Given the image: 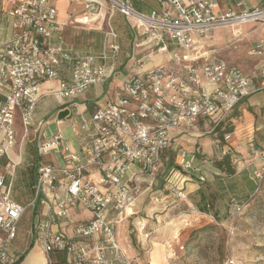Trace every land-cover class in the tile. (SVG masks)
<instances>
[{
	"label": "built area",
	"instance_id": "2783aa9c",
	"mask_svg": "<svg viewBox=\"0 0 264 264\" xmlns=\"http://www.w3.org/2000/svg\"><path fill=\"white\" fill-rule=\"evenodd\" d=\"M157 1L160 10L143 13L133 7L131 0H69L71 8L63 20L58 19L55 0H14L6 11L9 32L0 39V264L18 262L10 247L25 210L11 198L6 184L14 165L8 153L17 141L16 120L24 135L36 132L41 158L58 151L63 160L62 165L53 159L40 161L28 203L49 208L48 219L33 227L47 264H56L52 254L57 252L64 253L72 264H131L116 232L119 224L134 215L137 234L147 239L150 236L147 220L130 210L140 192V179L159 171L165 152L177 139L222 127L237 104L259 89L255 78H261L264 87V35L252 49L261 63L254 75L211 53L208 42L215 30L229 29L240 38L243 25L264 26V0L239 11H222L219 0ZM233 1L242 5L246 0ZM76 5L81 6L80 10ZM114 12L121 13L136 30V48L148 46L149 56L167 54L168 63L124 80L112 98L94 104L86 117L77 109V98L91 85L106 82L113 68L105 60L116 55L119 45L110 42L100 53L73 55L59 31L88 22L99 25ZM64 62L70 66L68 77L60 74ZM53 79L57 80L53 96L59 110L69 109L65 118L73 125L79 144L77 153L63 145L59 128L47 137L44 130L48 121L42 125L45 120L37 121L35 117L41 86ZM200 124L209 129L201 130ZM221 135L224 149H235L234 131H223ZM261 162V170L254 173L257 178L264 173V149ZM206 163L205 158L199 161L194 148L176 149L174 165L165 177L170 191L179 195L193 172L205 181ZM231 206L238 214L244 203L231 198ZM78 208L91 216L71 220L69 211ZM57 220L72 224V234L51 229ZM179 248L183 249V244Z\"/></svg>",
	"mask_w": 264,
	"mask_h": 264
},
{
	"label": "rangeland",
	"instance_id": "374dc122",
	"mask_svg": "<svg viewBox=\"0 0 264 264\" xmlns=\"http://www.w3.org/2000/svg\"><path fill=\"white\" fill-rule=\"evenodd\" d=\"M71 26L74 25L67 27ZM241 28L247 30L250 26L244 25ZM79 32L76 35L73 32L66 33L68 42L87 44L89 42L87 31L79 30ZM252 34L255 35V32ZM96 37L97 40L102 38L99 33ZM250 38L244 33L241 38H236L231 30L220 29L210 34L208 42L211 45V53L221 55L249 71L255 63L253 56L248 55L252 43V40L249 41ZM238 115V111L233 114L234 117ZM44 119L42 125L48 121L44 130L47 137L59 128L62 133V143L68 147V151L73 153L79 151L73 125L68 118L57 122L56 111H53ZM226 121L222 127L211 133L177 139L175 145L165 152L159 171L153 176L146 175L140 179L141 181L139 180L140 192L136 198L140 203L137 215L147 220L146 229L150 230L147 228L150 224L155 231L148 239L139 236L134 224L129 221L126 231L127 240L136 254L133 258L128 257L131 264H150L148 256L151 246L169 238V244L175 252L174 256H177L175 258L173 256L171 262L173 264H264V173L262 178H257L254 174L262 168L261 152L264 149V140L256 136L257 131H254L250 142L248 136H242L235 149L226 151L221 134L226 131L225 127L229 129L232 124V121L227 123ZM200 129L204 131L209 127L200 124ZM32 146V142L23 145L24 155H31L29 160H36ZM181 146L194 148L198 153L199 161L202 158L207 160L203 171L208 178L206 176L205 181L201 182L196 172H193L190 179L184 181L183 189L178 195L170 191L165 177L174 165L176 149ZM224 156H228L224 164L229 167L231 173L226 167L220 169L217 165ZM50 159L59 165L63 164L58 151L45 157L44 161ZM25 163L23 159L20 166H25ZM24 175L22 174L25 178ZM187 182L198 183L207 190L211 188L215 192L212 195L215 209L209 210L205 207V211L200 205L203 203L200 199V189L189 193L186 191ZM178 185L181 186L180 183ZM231 198L244 203L240 213L233 212ZM25 210V214L18 222L19 228L29 222L30 208L26 206ZM204 211L207 214L203 213ZM181 244L184 246L183 249L179 248ZM136 260L139 262L135 263ZM151 263H154V259Z\"/></svg>",
	"mask_w": 264,
	"mask_h": 264
},
{
	"label": "crops",
	"instance_id": "0c3cea01",
	"mask_svg": "<svg viewBox=\"0 0 264 264\" xmlns=\"http://www.w3.org/2000/svg\"><path fill=\"white\" fill-rule=\"evenodd\" d=\"M12 1L14 0H0V39L7 36L9 32L10 17L7 15L6 11L10 8ZM262 1L263 0H255L252 2V0H246L244 4L237 5L233 0L228 2L219 0L220 9L222 11L229 8L236 11L252 8L259 5ZM131 2L136 10L143 13H149L152 10H160L162 8L157 0H131ZM55 4L58 9V19H65L71 8L69 0H55ZM80 8V5H76L77 10H80ZM248 25L250 26L249 29L244 30L241 28V31L242 35L244 33L248 38L251 37L249 41L252 40L250 49L248 50V55H252L255 61L253 68L249 71H246L239 64L233 62L231 63L238 65L245 73L254 75L258 73L261 63L259 58L252 54V49L255 43L264 35V26L260 23L246 24V26ZM79 30L87 31L89 42L84 45L68 42L66 33L73 32L76 35L80 33ZM254 32L255 35L252 34ZM59 33L62 35V37L64 36L66 47L71 50L73 55L100 53L102 50L106 49L108 43L110 42H115L119 45V51L116 53V55L105 60V63L113 68V71L106 82L103 84L91 85L83 95L77 98V109L83 116L86 117L92 111L94 104H103L106 99L112 98L114 91L124 80L142 70L151 69L157 65L168 63L167 54L152 53L149 56L148 52L150 51V48L148 46H143L140 48H136L134 46L135 42L137 41L136 30L119 12H114L112 16L104 18L100 21L99 25L89 22L85 25H74L71 27L65 26L61 28ZM98 33L102 36V38L97 40L96 35H98ZM111 33H114L115 36H111ZM60 74L63 77H68L70 75V66L68 62H64L60 65ZM254 83L255 86L259 87V89L237 104V106L228 116L227 121H232V124L229 129L225 127V130L234 131L235 136L233 144L235 147L240 142V138L242 136H248V142H250L254 131H257L256 136L262 137L261 139L264 140V87L261 86V78H255ZM56 87V79L46 80L42 84V94L35 112L37 121L43 120L53 111H56L57 118L59 107L56 99L53 96V91L56 89ZM236 111H238L239 115L234 117L233 114ZM15 125L17 130V141L16 145L11 150H9L8 153L9 160L14 165L13 168L9 169L10 174L7 175L6 184H9L10 186L11 198L25 206V209L26 206L30 208V219L27 225L22 228H19L17 224V233L14 240L11 242L10 249L18 256V262L16 264H47V259L42 248L35 241L36 229L34 228L33 230V227L34 224L42 223L48 219L47 214L49 212V208L47 205L28 204L32 196V185L36 178L38 164L40 161H44V158H41L37 154L38 140L36 132L24 135L19 120H16ZM28 142H32V147L34 148L36 154V160H29V157L32 156H28V154L24 155L23 145ZM23 159L26 161V163L24 164L25 166L22 167L20 164L22 163ZM6 161L7 159L5 158L3 164ZM28 169L29 171H26ZM22 174H25V178L22 176ZM198 189H200L199 194L200 198L202 196L203 201V203L200 204L201 207L203 209L207 207L209 210L215 209V202H213L212 199V195L215 192L212 191L211 188L207 190L204 188V186H200L198 183H186V191L189 193L197 191ZM139 203V199L136 198L130 210L134 213H138ZM25 212L26 210H24L19 221L22 219ZM203 213L207 214L205 211ZM90 216V212L82 208L71 209L69 211V218L74 221L86 220ZM129 221L134 224L135 229L137 217L132 216L129 217L124 223L118 225L116 235L119 245L127 257L133 258V256L136 254H134V249L127 240L126 233L127 224ZM147 228H150V230L146 229L150 232V234L155 231V229H152L150 224L147 226ZM51 229L62 230L69 235L72 234V224H70L67 220H57V222L51 225ZM151 238L152 237H150V240ZM173 239L174 238H171V240ZM169 242L170 238L165 239V241L162 243H154L153 246H151L148 256L150 264H173L171 262L177 256H174L175 252L174 250L172 251V246L169 244ZM52 258L56 264H72L66 261L64 253H54L52 254ZM152 259H154V263H151ZM137 261L138 260H136L135 263H137Z\"/></svg>",
	"mask_w": 264,
	"mask_h": 264
},
{
	"label": "water",
	"instance_id": "95a60500",
	"mask_svg": "<svg viewBox=\"0 0 264 264\" xmlns=\"http://www.w3.org/2000/svg\"><path fill=\"white\" fill-rule=\"evenodd\" d=\"M69 113V109L68 108H64V109H61L57 112V119L58 120H62L64 119Z\"/></svg>",
	"mask_w": 264,
	"mask_h": 264
},
{
	"label": "trees",
	"instance_id": "16d2710c",
	"mask_svg": "<svg viewBox=\"0 0 264 264\" xmlns=\"http://www.w3.org/2000/svg\"><path fill=\"white\" fill-rule=\"evenodd\" d=\"M227 160H228V156H224L223 159H222V161H219V163H218L217 165H218V167H219L220 169H222V167H226V170H228V171L231 173V170H229V167H227V166L224 164V162L227 161ZM223 165H224V166H223ZM200 199L202 200V196H201ZM204 209H205V208H204ZM205 211H206V209H205Z\"/></svg>",
	"mask_w": 264,
	"mask_h": 264
},
{
	"label": "bare ground",
	"instance_id": "6f19581e",
	"mask_svg": "<svg viewBox=\"0 0 264 264\" xmlns=\"http://www.w3.org/2000/svg\"><path fill=\"white\" fill-rule=\"evenodd\" d=\"M89 23V22H88ZM63 39L65 40L64 36H63Z\"/></svg>",
	"mask_w": 264,
	"mask_h": 264
}]
</instances>
